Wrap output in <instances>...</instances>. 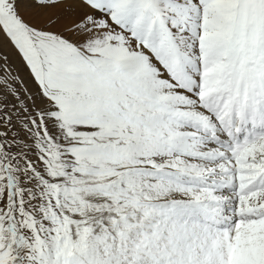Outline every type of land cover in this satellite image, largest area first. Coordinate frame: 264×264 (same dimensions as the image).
<instances>
[{"label": "snow or ice", "instance_id": "6c2138e0", "mask_svg": "<svg viewBox=\"0 0 264 264\" xmlns=\"http://www.w3.org/2000/svg\"><path fill=\"white\" fill-rule=\"evenodd\" d=\"M0 264H264V0H0Z\"/></svg>", "mask_w": 264, "mask_h": 264}]
</instances>
